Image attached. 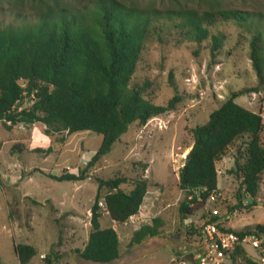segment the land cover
Returning a JSON list of instances; mask_svg holds the SVG:
<instances>
[{
	"label": "trees",
	"instance_id": "1",
	"mask_svg": "<svg viewBox=\"0 0 264 264\" xmlns=\"http://www.w3.org/2000/svg\"><path fill=\"white\" fill-rule=\"evenodd\" d=\"M143 1L0 0L18 22L4 24L0 20V122L4 129L38 125L45 136L55 137L54 143L59 146L75 132L102 136L98 151L83 169L77 174L66 171L54 176L57 180L88 178L89 170L111 151L132 123L143 127L150 119L173 110L180 101L174 95L165 106L156 105L149 91L152 83L148 79L134 81L152 42L163 44L168 37L176 44L190 42L198 47L208 42L209 55L214 60L226 39L221 27H233L236 45L247 44L258 85L264 84L263 13L187 6L205 0H185V4L182 0H150L161 5L171 2L172 6L162 7L145 6ZM257 89L258 86L233 92L206 122L190 130L192 145L185 156L186 163L179 169L177 184L182 194L177 207L182 221L202 210L206 203L218 202H207L210 194L218 190L217 162L243 138L230 173L241 179L239 190L244 193H236L239 205L240 193L255 205L264 174V120L260 113L238 105L234 99ZM24 146L15 143L12 152L28 150ZM36 151L47 154L58 149L49 146ZM95 180L98 189L90 209V232L86 244L76 253L83 261L106 264L119 258L121 243L117 231L105 224V218L116 225L125 224L138 214L150 184L142 176L128 179L116 175ZM124 184H129L130 189L122 188ZM209 220L217 221V217ZM161 225V220L155 218L140 226L132 233L130 243L160 236ZM227 229L241 237L264 234L260 224L241 231ZM14 249L20 264H29L37 254L34 247L26 244ZM239 257L240 264H256L241 245L230 260L235 262ZM45 263L52 264L49 255Z\"/></svg>",
	"mask_w": 264,
	"mask_h": 264
},
{
	"label": "rangeland",
	"instance_id": "2",
	"mask_svg": "<svg viewBox=\"0 0 264 264\" xmlns=\"http://www.w3.org/2000/svg\"><path fill=\"white\" fill-rule=\"evenodd\" d=\"M182 3L185 4V0ZM142 4L172 6L171 2L161 5L150 0H144ZM0 6V20L4 24H17L7 12L8 5L3 2ZM187 6L264 14V0H205L199 5L188 3ZM25 13L30 12L26 10ZM221 29L226 39L214 60L210 58L208 42L198 47L190 42L176 44L172 37H168L163 44L151 43L143 54L134 81L142 83L148 79L152 83L149 91L156 105L165 106L174 95L180 101L173 110L150 119L143 128L132 123L114 142L111 151L89 170V177L84 180L61 181L54 176L66 171L77 174L83 169L98 151L101 135L75 132L59 146L54 143L56 138L45 136L38 125H22L21 133L0 127V264H20L14 249L18 244L30 245L37 250L29 264H46L48 255L52 264H87L75 251L84 247L90 232V209L98 189L95 179H110L116 175L128 179L146 178L150 188L144 202L155 209L149 214L139 212L135 222L128 219L125 225H115L120 234L121 249L137 245L130 243L128 233L155 218H159L162 225L161 235L154 238L167 239L175 248L142 249L139 258L127 264H178L182 252L192 250L196 236L211 217L210 209L214 207L219 209L220 216H228L224 223L229 222L233 230H246L257 224L264 226V174L255 205L248 203L241 193L239 205L236 193H244L239 190L241 179L230 173L237 146L245 138L235 142L217 162L218 202L215 205L206 203L202 210L183 221L178 214V203L182 199L177 187L178 173L181 160L192 145L190 130L206 122L209 114L233 92L256 86L257 91L237 96L234 101L260 113L264 120V84L258 85L248 46L236 45L233 27L222 26ZM170 73L173 84H170ZM261 140L264 143V132ZM15 143H23L28 150L13 153ZM49 146L58 151L47 154L36 151L46 150ZM122 188L128 190L130 186L124 184ZM231 207L237 208L228 212ZM104 222L107 226L113 224L106 218ZM261 236L264 244V234ZM142 242L159 244L152 238ZM244 248L256 264H261L256 250L249 245ZM190 264L196 263L190 259ZM225 264H240V257Z\"/></svg>",
	"mask_w": 264,
	"mask_h": 264
},
{
	"label": "built area",
	"instance_id": "3",
	"mask_svg": "<svg viewBox=\"0 0 264 264\" xmlns=\"http://www.w3.org/2000/svg\"><path fill=\"white\" fill-rule=\"evenodd\" d=\"M9 124V123H8ZM185 164V157L181 160L180 167ZM220 193L214 191L210 194L207 202L213 203L219 200ZM211 217H221V220H207L203 224L201 231L196 236V242L193 244L191 251H183L178 264H190V259L196 264H225L230 260L231 255L238 246H251L257 251L260 263H264V244L263 237L258 234H249L244 237L229 231L225 227L227 215L222 217L219 209H210ZM137 221V214L131 216V222ZM223 224V225H222Z\"/></svg>",
	"mask_w": 264,
	"mask_h": 264
},
{
	"label": "crops",
	"instance_id": "4",
	"mask_svg": "<svg viewBox=\"0 0 264 264\" xmlns=\"http://www.w3.org/2000/svg\"><path fill=\"white\" fill-rule=\"evenodd\" d=\"M0 127H2V124H1V122H0ZM17 128H15V129H13V130H11V131H16V132H22L23 131V128H22V125H17L16 126ZM143 127H145V126H143ZM142 127V128H143ZM34 135V138H35V141H36V136H35V134H33ZM148 193V192H147ZM145 201V200H144ZM143 201V204L141 205V207H140V210H139V212L142 214L144 211H146L148 214H149V212H154V208H153V206L151 207V204L150 205H146L145 204V202ZM138 212V213H139ZM229 223V222H228ZM226 224L227 225V228H231V226H229V225H231V224ZM116 224H111L110 226L111 227H113L115 230H116V226H115ZM125 225V224H124ZM225 225V224H224ZM226 225H225V227H226ZM233 229V228H232ZM117 231V230H116ZM117 233H118V231H117ZM118 235H119V238H120V234L118 233ZM128 240L130 241V238L132 237V230L130 231V234L128 233ZM152 240H155L156 241V243H158L159 242V244H154V245H149V243H146V242H142V243H140V244H137V245H134V246H128L127 248H125V249H121L120 250V256H119V258L117 259V260H115V261H113V262H111V263H106V264H127V263H129V262H131V261H133V260H136V259H138L139 258V256H140V253L139 252H141V250L142 249H149V248H154L155 250H158V249H160V248H162V247H167V246H170L173 250L175 249L174 248V245H172L169 241H167V239H159V238H152ZM246 250V249H245ZM77 251V250H76ZM76 251H75V253H76ZM247 252V251H246ZM18 258V257H17ZM74 261H75V263H76V259H74ZM79 262H82V261H80V259H79ZM171 262H173V258L171 259ZM228 262V261H227ZM20 263V262H19ZM85 263H87V264H101V263H92V262H85Z\"/></svg>",
	"mask_w": 264,
	"mask_h": 264
},
{
	"label": "water",
	"instance_id": "5",
	"mask_svg": "<svg viewBox=\"0 0 264 264\" xmlns=\"http://www.w3.org/2000/svg\"><path fill=\"white\" fill-rule=\"evenodd\" d=\"M185 163H186V161H185ZM46 263H49V260L48 259H46Z\"/></svg>",
	"mask_w": 264,
	"mask_h": 264
}]
</instances>
